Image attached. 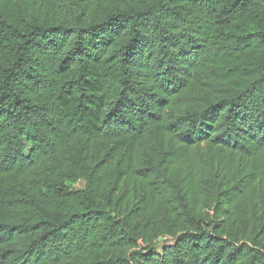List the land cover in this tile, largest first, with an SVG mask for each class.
<instances>
[{
	"label": "trees",
	"instance_id": "1",
	"mask_svg": "<svg viewBox=\"0 0 264 264\" xmlns=\"http://www.w3.org/2000/svg\"><path fill=\"white\" fill-rule=\"evenodd\" d=\"M0 264H264V0H0Z\"/></svg>",
	"mask_w": 264,
	"mask_h": 264
},
{
	"label": "rangeland",
	"instance_id": "2",
	"mask_svg": "<svg viewBox=\"0 0 264 264\" xmlns=\"http://www.w3.org/2000/svg\"><path fill=\"white\" fill-rule=\"evenodd\" d=\"M84 186H85V183L82 182V181L78 182V183L75 185V187L78 188V189H83Z\"/></svg>",
	"mask_w": 264,
	"mask_h": 264
}]
</instances>
